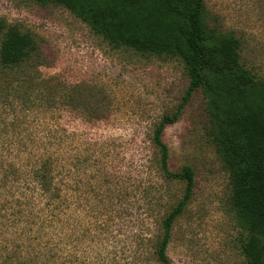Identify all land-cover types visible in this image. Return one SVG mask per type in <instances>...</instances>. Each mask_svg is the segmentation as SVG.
<instances>
[{
  "label": "rangeland",
  "instance_id": "rangeland-1",
  "mask_svg": "<svg viewBox=\"0 0 264 264\" xmlns=\"http://www.w3.org/2000/svg\"><path fill=\"white\" fill-rule=\"evenodd\" d=\"M203 19L207 31L233 33L240 64L264 80V0H203ZM0 20L31 35L44 61L37 70L23 66L15 78H36L25 110L8 102L0 113L7 125L6 132L0 127V253L28 261L55 249L52 264H157L161 223L184 183L163 177L151 137L187 87L182 58L114 49L56 4L0 0ZM51 78L65 97L78 93L74 105L42 107L35 94ZM7 107L18 116L14 127ZM208 121L196 91L161 135L169 171L189 166L194 175L165 253L172 264H246L244 232ZM44 157L60 190L52 214L31 174Z\"/></svg>",
  "mask_w": 264,
  "mask_h": 264
},
{
  "label": "trees",
  "instance_id": "trees-1",
  "mask_svg": "<svg viewBox=\"0 0 264 264\" xmlns=\"http://www.w3.org/2000/svg\"><path fill=\"white\" fill-rule=\"evenodd\" d=\"M33 1L68 9L114 49L125 47L142 54L178 56L185 64L187 87L175 111L161 117L151 137L158 150L163 177L184 183L181 200L162 220V235L153 253L155 262L172 264L165 253L171 225L190 199L194 186L189 166H183L176 173L169 171L168 151L161 135L177 121L192 94L201 91L213 131L215 154L228 173L231 205L244 232L241 255L246 264H264V245L259 239L264 236V80L240 64L238 39L234 34L207 31L203 0ZM30 64L35 70L44 64L41 45L31 35L0 20V113L3 114L8 102L16 103L22 110L30 102L32 93L27 89L36 85V78L15 79ZM77 96L78 93L72 92L70 97H65L62 85L52 78L45 79L35 94L42 107L53 110H60L64 103L74 105ZM5 115L14 117L13 127L18 125L15 111L8 108ZM1 126L6 132L7 125L2 119ZM36 164L31 174L38 191L49 199L52 214L61 202L51 158L44 157ZM54 252L55 249L49 250L23 261L2 248L0 264H42V258L45 264H52L57 257Z\"/></svg>",
  "mask_w": 264,
  "mask_h": 264
}]
</instances>
